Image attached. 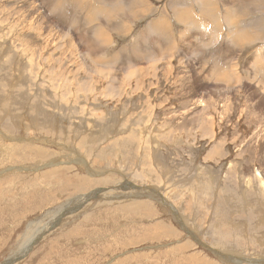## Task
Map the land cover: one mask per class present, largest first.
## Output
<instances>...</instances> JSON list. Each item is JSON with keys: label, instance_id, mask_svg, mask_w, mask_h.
<instances>
[{"label": "rangeland", "instance_id": "374dc122", "mask_svg": "<svg viewBox=\"0 0 264 264\" xmlns=\"http://www.w3.org/2000/svg\"><path fill=\"white\" fill-rule=\"evenodd\" d=\"M195 1L0 0V100L12 105L11 115L0 106V264H264V0H215L258 29V42L232 41L221 16L219 29L179 24L185 7L200 16ZM103 4L120 12L108 18ZM160 19L170 25L147 30ZM86 61L118 67L116 93ZM228 87L239 90L227 100L213 91ZM45 109L58 118L48 137L31 122L47 124ZM71 124L106 135L88 142ZM16 137L35 156L9 145ZM141 172L155 177L134 183ZM102 190L113 198L100 202Z\"/></svg>", "mask_w": 264, "mask_h": 264}, {"label": "bare ground", "instance_id": "6f19581e", "mask_svg": "<svg viewBox=\"0 0 264 264\" xmlns=\"http://www.w3.org/2000/svg\"><path fill=\"white\" fill-rule=\"evenodd\" d=\"M222 1V0H221ZM256 1V0H255ZM120 2V1H119ZM126 2V1H125ZM195 2H198V7L202 10H199V9H197V11L199 10L200 12H201V14H200V16L199 17H196L195 16V14L196 13H194V11L192 12V11H190V10H187V7H185V9H182V11H177L178 13H176V15H175V17H176V19H177V21L178 22H180L179 24H182V25H184V26H186L187 28H189V27H193L192 26V24H194L195 25V28H199V25H201V26H207V25H210L211 26V24H214L215 23V25H216V27L217 26H219V24H220V18L222 17V19H223V21L224 20H226L225 21V23H226V25L228 24L229 25V27L230 26H234V27H236V28H234V27H231V28H233V29H228L229 30V33H230V31H231V34H230V36H232V41H236V42H239V41H252L253 39L255 40L256 38H258V37H260L259 35H262L263 36V34H264V32H263V34L262 33H259V30L257 29V31H258V33H255V31H253L252 29H253V26H250V24H247L245 27L244 26H242L240 23H242L243 21H242V16L240 15V14H235V11H231L232 9H233V7H232V9L231 10H229V9H226L225 11H224V13H222V14H220V12L215 8V5H216V1L215 0H196ZM194 2V3H195ZM219 2V1H218ZM223 2V1H222ZM221 3V2H220ZM170 4V3H169ZM189 4H191V3H189ZM99 5V4H98ZM175 5V4H174ZM100 8V7H99ZM115 8V7H114ZM139 8V7H138ZM178 8V7H177ZM184 8V7H183ZM219 8H220V6H219ZM106 9V7L104 6V8H103V12H104V10ZM120 7L119 8H115V10L116 11H114L115 13L116 12H120ZM136 9V8H135ZM176 9V8H175ZM237 9V8H236ZM114 9H111V8H109L108 7V9L106 10V13L107 14H109L108 16H106V17H110V12L111 11H113ZM166 10V9H165ZM181 10V9H180ZM220 10H221V8H220ZM237 10H239V9H237ZM101 11V12H102ZM129 11V10H128ZM143 11V10H142ZM38 12H40V11H38ZM126 12V11H125ZM149 12V11H148ZM199 12V13H200ZM165 13V12H164ZM246 13V12H245ZM104 14V13H103ZM112 14V13H111ZM130 14V13H129ZM106 15V14H105ZM221 16V17H220ZM250 16V15H249ZM161 18V17H160ZM248 18V17H247ZM166 20H167V18H165ZM90 21V20H89ZM217 21V22H216ZM169 22H166V21H163L162 19H160V20H157L156 22H154L151 26H152V29H147V30H152V31H154V33L156 32L157 34H158V32H160V31H162V30H165L164 28H165V26H169L170 24H168ZM244 23V22H243ZM251 23V22H250ZM168 24V25H167ZM177 24V23H176ZM178 24V25H179ZM178 25H177V27H178ZM190 25V26H189ZM222 25V24H221ZM224 25V24H223ZM222 25V26H223ZM228 25H227V27H228ZM242 27H241V26ZM32 26V25H31ZM180 26V25H179ZM209 26V27H210ZM220 27V26H219ZM239 27H241V28H239ZM99 28V27H98ZM101 28V27H100ZM170 28V27H169ZM174 28V27H173ZM182 28V27H181ZM218 28V27H217ZM224 28V27H223ZM255 28V27H254ZM167 29V28H166ZM171 29V28H170ZM183 29V28H182ZM184 29H186V28H184ZM205 29V28H204ZM213 29H214V27H213ZM219 29V28H218ZM227 29L224 31V33L227 31ZM54 30V29H53ZM193 30H195L194 28H193ZM197 30V29H196ZM222 30V29H221ZM260 30H261V28H260ZM256 31V32H257ZM264 31V30H263ZM145 32V31H144ZM150 32V31H149ZM166 32H167V30H166ZM165 32V33H166ZM187 32V31H186ZM188 32H190V30L188 31ZM69 33V32H68ZM146 33V32H145ZM196 33H197V31H196ZM220 33V32H219ZM224 33H221V34H224ZM96 34V33H95ZM94 34V35H95ZM147 34V33H146ZM153 34V33H152ZM152 34H150V35H152ZM181 34V33H180ZM191 34V33H190ZM217 34V33H216ZM68 35V34H67ZM71 35V34H70ZM84 35V34H83ZM140 35H142V34H140ZM147 35H149V33L147 34ZM155 35V34H154ZM154 35H152V37L154 36ZM196 35V34H195ZM220 35V34H219ZM258 35V36H257ZM69 36V35H68ZM96 36H97V38H99V40L100 39H102L103 41H109L108 40V38H109V36L107 37V35H106V33L104 32V31H102V30H100L99 32H97V34H96ZM95 36V37H96ZM156 36H158V35H156ZM255 36H256V38H255ZM56 37V36H55ZM145 37V36H144ZM147 37V36H146ZM149 37V36H148ZM176 37V36H175ZM66 38V37H65ZM155 38V37H154ZM180 38V37H179ZM178 38V39H179ZM86 39V38H85ZM156 39V38H155ZM259 39V38H258ZM258 39H256L257 40V42H258ZM97 40V39H96ZM142 40V39H141ZM157 40V39H156ZM263 41L264 40V37H260V41ZM146 41H147V39H146ZM150 41V40H149ZM161 41V40H160ZM259 41V42H260ZM138 42H140V41H138ZM137 42V43H138ZM144 42V41H143ZM142 42V43H143ZM155 42V41H154ZM264 42V41H263ZM58 43V42H57ZM96 43H98L97 41H96ZM95 43V44H96ZM147 43V42H146ZM177 43V42H176ZM211 43H215V42H211ZM232 43H234V42H232ZM262 43V42H261ZM1 44V43H0ZM99 44V43H98ZM236 44V43H235ZM243 44H245V43H243ZM250 44V43H249ZM93 45V44H92ZM101 45V44H100ZM103 45V44H102ZM137 45V44H136ZM246 45V44H245ZM95 46V45H94ZM93 46V47H94ZM97 46V45H96ZM139 47V46H138ZM137 47V48H138ZM149 47V46H148ZM155 47V46H154ZM167 47V46H166ZM178 47V45H173V48L172 49H170V50H177L176 48ZM1 48V47H0ZM3 48H5V47H3ZM75 48V47H74ZM160 48V47H159ZM2 49V48H1ZM9 49V48H8ZM141 49V48H140ZM143 49V48H142ZM3 50V49H2ZM6 50V49H5ZM68 50V49H67ZM91 50V49H90ZM137 50V49H136ZM144 50V49H143ZM148 50H149V48H148ZM151 50H153V49H151ZM23 51V50H22ZM83 51H85V50H83ZM93 51V50H92ZM161 51V50H160ZM4 52V51H3ZM2 51H0V58H1V55H2V53H3ZM11 52V51H10ZM78 52V51H77ZM79 52H80V50H79ZM78 52V53H79ZM124 52V51H123ZM132 51H130L129 53H131ZM133 52H135V51H133ZM144 52V51H143ZM149 52H151V51H149ZM176 52V51H175ZM221 52V51H220ZM83 53V52H82ZM136 54H138V52L136 51L135 52ZM145 53H147V52H145ZM144 53V54H145ZM180 53V52H179ZM4 54V53H3ZM23 54V53H22ZM81 54V53H80ZM118 54V53H117ZM123 54V53H122ZM132 54V53H131ZM148 54V53H147ZM151 54H152V52H151ZM150 54V55H151ZM183 54V53H182ZM115 55V54H114ZM140 55V54H139ZM143 55V54H142ZM150 55L148 54V56L150 57ZM179 55V54H178ZM81 56V55H80ZM125 56V55H124ZM137 56L138 55H130L128 58H129V60H130V62L132 61V63L133 62H135V60H136V58H137ZM3 57V56H2ZM82 57V60H83V58L85 57H83V55L81 56ZM144 57H146V56H144ZM144 57H143V59H144ZM172 57H173V55H172ZM178 57H180V55L178 56ZM183 57H184V55H183ZM26 58V57H25ZM87 59H88V57H86ZM85 58V59H86ZM112 58V57H111ZM116 58V57H115ZM114 58V59H115ZM119 58V57H118ZM127 58V57H126ZM170 58V57H169ZM169 58L167 59V60H169ZM255 58V57H254ZM81 59V58H80ZM86 59V60H87ZM147 59H148V57H147ZM147 59H144V60H146L147 61ZM182 59V58H181ZM7 60V59H6ZM140 60H142V59H140ZM152 60V59H151ZM171 60V59H170ZM174 60V59H173ZM5 61V60H4ZM10 61V60H9ZM93 61V60H92ZM113 61V60H112ZM126 61H127V59H126ZM149 61H150V58H149ZM149 61H147V63L149 62ZM157 61V60H156ZM186 61V60H185ZM231 61V60H230ZM81 62V61H80ZM99 62V61H98ZM178 62V61H177ZM255 62V64L258 62L257 61V59L255 58V60L252 62V63H254ZM29 63V62H28ZM139 63H140V61H139ZM251 63V62H250ZM98 64V63H97ZM97 64H95V62H94V64L92 63V64H89V62L87 63V61L83 64V66H85V68H86V72L87 73H93V74H96V75H98L99 77H101V78H103V79H105V80H107L106 82L108 83V85H107V87L109 88V89H111L109 92H111V94L112 93H116V92H112V91H116V86H118V85H116L117 83H118V78H117V76L115 77L114 76V72H115V70H118V67L117 68H114L113 66H111L110 68L109 67H104V68H101V66H98ZM149 64V63H148ZM158 64V63H157ZM25 65V64H24ZM100 65V64H99ZM159 65V64H158ZM231 65H233V64H231ZM3 66V65H2ZM5 66V65H4ZM8 66V65H7ZM34 67V66H33ZM113 67V68H112ZM176 67V66H175ZM4 68H6V67H4ZM150 68V67H149ZM172 69V68H171ZM130 70H133V69H130ZM129 70V71H130ZM32 71V70H31ZM138 71V70H137ZM117 72V71H116ZM120 72V71H119ZM126 72V71H125ZM128 72V71H127ZM126 72V73H127ZM131 72H133L134 73V71H131ZM130 72V73H131ZM236 72V71H235ZM122 73H123V71H122ZM141 73V72H140ZM172 73V72H171ZM119 74V73H118ZM124 74V73H123ZM252 74H254L255 76H256V74L258 75L259 74V71H252ZM262 74V73H261ZM89 75V74H88ZM91 75V74H90ZM122 75V74H121ZM11 76H14V74L12 75L11 74ZM16 79H18L16 76H14ZM18 77H20L19 75H18ZM133 78H134V76H132ZM9 78H11V77H9ZM41 78V77H40ZM100 78V79H101ZM15 79V80H16ZM25 79V78H24ZM129 79H130V77H129ZM137 79H139V78H137ZM237 79V78H236ZM259 79V78H258ZM131 80V79H130ZM143 80H145V79H143ZM8 81V80H7ZM12 81V80H11ZM38 81V80H37ZM141 81V80H140ZM222 81V80H221ZM227 81V80H226ZM254 81V80H253ZM256 81V80H255ZM254 81V82H255ZM27 82V81H26ZM32 82V81H31ZM35 82V81H34ZM239 82V81H238ZM237 82V83H238ZM260 82H261V80H260ZM17 83V82H16ZM40 83V82H39ZM44 83V82H43ZM120 83V82H119ZM121 83H125V82H121ZM130 82H129V80H128V82H127V84H129ZM263 83V82H262ZM36 84V83H35ZM257 84V83H256ZM10 85V84H9ZM18 85H20V84H18ZM18 85H16L15 84V86H16V89L19 87ZM82 85H83V83H82ZM119 85H121L122 86V84H119ZM125 85V84H124ZM234 85V84H233ZM242 85V84H241ZM262 85V84H261ZM18 86V87H17ZM21 86V85H20ZM84 86V85H83ZM120 86V87H121ZM226 86V85H225ZM236 86H238V85H236ZM258 86H259V84H258ZM13 87V86H12ZM11 87V88H12ZM37 87V86H36ZM88 87V86H87ZM241 87V86H240ZM28 88V87H27ZM29 88H31V86L29 87ZM34 88V87H33ZM86 88V87H85ZM118 89L117 90H119L120 88L119 87H117ZM230 87H228V88H224L223 89V91L221 90V89H215V90H213L219 97H221V95L223 96V97H225V100H227V97H228V95H230V94H232L234 91H236V90H239V89H236L235 90V88L236 87H234V89L233 88H230ZM263 88V87H262ZM19 90V89H18ZM38 90V89H37ZM84 90V89H83ZM229 90V91H228ZM244 90V89H243ZM260 90V89H259ZM15 90H13V92H14ZM44 91V90H43ZM43 91H41L42 93H43ZM206 91V90H205ZM258 91V90H257ZM261 91V90H260ZM262 91H264V90H262ZM9 92V91H8ZM17 92V91H16ZM50 92V91H49ZM255 92V91H254ZM21 93V92H20ZM35 93V92H34ZM119 92H117V94H118ZM213 93V92H212ZM238 93V92H237ZM257 94H259L260 95V93H258V92H256ZM263 93V92H262ZM10 94V93H9ZM110 94V95H111ZM117 94H115L116 96H118ZM7 95V94H6ZM36 95V94H35ZM41 94H38V96H40ZM45 95H46V93H45ZM217 95H215V96H217ZM5 96V95H4ZM9 96V95H8ZM7 96V97H8ZM51 96V95H50ZM53 96V95H52ZM115 96V97H116ZM6 97V98H7ZM41 97H43V96H41ZM5 98V97H4ZM23 99V98H22ZM19 100V99H18ZM43 100V99H42ZM208 100V99H207ZM262 101V103L264 104V100H263V98L261 99ZM3 101H4V99H2V101L0 100V106H4L5 108H8L7 109V111H9V115H11L10 114V110H9V108H10V106H12L11 105V102H9L8 101V104H6V103H3ZM5 101H6V99H5ZM51 101H53V100H51ZM214 101V100H213ZM216 102V101H215ZM250 102V101H249ZM254 102H256V101H254ZM13 103V102H12ZM24 103V102H23ZM26 103V102H25ZM53 102H50V104H52ZM247 103H248V101H247ZM5 104H6V106H8V107H6L5 106ZM10 104V105H9ZM250 104V103H249ZM258 104V103H257ZM54 105V104H53ZM256 105V104H255ZM21 106V105H20ZM39 106V105H38ZM51 106V105H50ZM28 107H30V106H28ZM35 107H36V105H35ZM19 108V107H18ZM26 108V107H25ZM55 108V107H54ZM54 108H52V109H54ZM62 108V107H61ZM36 108H34V110H35ZM49 109V108H48ZM21 110V109H20ZM23 110V109H22ZM36 110H40V108H37ZM46 110V109H45ZM62 110V109H61ZM28 111V110H27ZM41 111V110H40ZM48 110H46V111H43V114H44V116H45V122H47V120H48V122H47V124H43V122H42V124L38 121V122H36V121H33V120H31V122H32V126L34 125V126H36L34 129H36L37 128V130L39 131V132H44L46 135H47V137L48 136H50V134H52V131H53V126L55 125L54 123H56L57 122V117H56V115H54V114H52V113H49V112H47ZM6 112V111H5ZM32 111H29V112H27L28 114H26V112H23L24 114H26L27 116H31L32 114H35V112L34 113H31ZM54 112V111H53ZM3 113H4V111H3ZM22 113V112H21ZM42 113V112H41ZM55 113V112H54ZM24 114H22V116L24 115ZM40 114V113H39ZM41 115V114H40ZM2 116V115H1ZM17 116V115H16ZM19 116V115H18ZM21 116V117H22ZM33 116V115H32ZM39 116V115H38ZM37 116V117H38ZM34 117V116H33ZM2 118V117H1ZM32 118V117H31ZM8 119H9V117H8ZM87 119H89L88 117H87ZM42 120V119H41ZM106 120V119H105ZM7 122V121H6ZM90 122H92V121H90ZM93 122H95L94 120H93ZM8 123V122H7ZM73 123V122H72ZM86 123V122H85ZM84 122H82V124H85ZM98 123V122H97ZM107 123V122H106ZM57 124H61L60 122H58ZM56 124V125H57ZM82 124H80V125H78V126H76L75 124H71V128L74 130V133H72V134H70V135H72V136H76V133L78 134V135H82L83 136V139L84 140H87L88 142H93L92 141V138H94L95 136L96 137H100V135H106V132H103V130L102 129H99L100 127L99 126H97V125H94V129H96V131L94 130V131H91V130H88L87 129V127H88V125L86 124L85 126H82ZM93 124V123H92ZM115 124V123H114ZM14 125V124H13ZM17 125V124H16ZM19 125V124H18ZM70 125V124H69ZM61 127L62 128H64L65 127V123H63V124H61ZM97 127H99L98 129H97ZM208 128V126L205 128V131H207V130H209V128ZM91 129V128H90ZM111 129H114V128H112V126H111ZM114 130H116V129H114ZM210 131V130H209ZM209 131H208V133H209ZM54 132V131H53ZM110 132V131H109ZM105 133V134H104ZM113 133H115V132H113ZM118 134H119V131L117 132ZM212 133V132H211ZM75 134V135H74ZM110 134H111V132H110ZM109 134V135H110ZM1 135V134H0ZM2 136V135H1ZM69 136V135H68ZM112 136V135H111ZM115 136V135H114ZM121 136V135H120ZM120 136H118V137H120ZM6 137V136H5ZM94 138L93 140H97V138ZM8 138H10V137H8ZM111 138V137H110ZM122 138V137H121ZM113 139H114V137H113ZM130 139L131 140H133V136L132 137H130ZM9 140V139H8ZM13 140H17V141H11L12 143H14V144H9V145H17V146H19V147H17V149L16 150H20V152H22L21 154H23L24 155V153H27V154H25V156H35V154L33 153V152H31L30 150H29V147H28V145L27 144H25V143H16V142H20V141H18V138L16 137V138H14ZM105 140V139H104ZM87 141H85V144H88V142ZM151 141V140H150ZM156 141V140H155ZM5 142V141H4ZM97 142V141H96ZM148 142V141H147ZM150 143H154V142H150ZM156 144H157V142H156ZM121 144L119 143L118 144V146H120ZM134 145V144H133ZM20 146H23V147H21L20 148ZM69 146H70V144H69ZM68 145L65 147V148H68V150L70 151V153H73V154H75L76 156H77V153L79 154L80 152L78 151V150H76V148H73V146H71V147H69ZM135 146V145H134ZM224 146V145H223ZM131 147V146H130ZM32 148V147H31ZM128 148V147H127ZM133 148H135V147H133ZM129 149V148H128ZM9 150V149H8ZM7 150V151H8ZM32 150L33 151H35V152H37V153H39V154H42V153H47V148H45L44 146H37L36 147V149H34V148H32ZM132 150V149H131ZM11 151H14V150H11ZM11 151H9V152H11ZM92 152V151H91ZM219 152V146H215V148H214V151L213 152H211V154H210V157H211V155H214V154H216V153H218ZM210 153V152H209ZM94 154V153H93ZM96 154V153H95ZM71 155V154H70ZM146 155V154H145ZM218 155H220L219 153H218ZM79 156V155H78ZM141 156V155H140ZM153 156H155V155H153ZM157 156V155H156ZM80 157V156H79ZM90 157V156H89ZM144 157V156H143ZM79 159V158H78ZM153 159H154V157H153ZM160 159V158H159ZM74 160V159H73ZM157 161V160H156ZM78 163L79 164H81V161H78ZM86 163L87 164H89L86 160H83V162H82V165H83V167H85V172L87 171H89V172H92L93 171V169L91 170L90 168H89V166L88 165H86ZM71 164H72V162L71 163H68V164H61V163H57V164H53L52 166H51V169H47L46 170V174H52V175H55L56 176V173H57V171H60V170H63V167L62 166H64V167H68L69 169H70V171H72V169H74L72 166H71ZM141 165H143V162L141 163ZM43 168H47V167H39V166H37V167H35L33 170H36L37 172H38V174H39V171L38 170H41V169H43ZM55 168V169H54ZM148 168V167H147ZM149 169V168H148ZM44 170V169H43ZM168 170V169H167ZM9 171V170H8ZM45 171V170H44ZM64 171V170H63ZM95 171V170H94ZM152 171V170H151ZM154 171V170H153ZM15 172V171H14ZM65 172V171H64ZM86 172V173H87ZM66 173V172H65ZM73 173V172H72ZM37 174V175H38ZM77 174V173H76ZM135 174V173H134ZM154 174V173H153ZM153 174H146V173H143V172H141V174H135V175H133L134 176V183H139V184H142L143 182H145V181H149V179L150 178H153V177H155V176H153ZM36 175V176H37ZM63 175H65V174H63ZM75 175V174H74ZM62 176V175H61ZM100 176V175H99ZM75 177V176H74ZM58 178V177H57ZM81 178V177H80ZM103 178V177H102ZM108 178V177H107ZM155 179V178H154ZM64 180V179H63ZM69 180L71 181V179L69 178ZM97 180L100 182V183H103V184H108V183H110V181L108 180V179H98L97 178ZM111 180V179H110ZM151 180V179H150ZM156 180V179H155ZM80 181V180H79ZM85 181V180H84ZM109 181V182H108ZM113 181V180H112ZM12 182V181H11ZM96 182V181H95ZM55 183V182H54ZM53 183V184H54ZM85 183L86 182H78V183H76L75 185H78L79 187H81V186H83V185H85ZM164 183V182H163ZM56 184V183H55ZM69 184L71 185V182H69ZM68 184V185H69ZM102 185V184H101ZM164 185V184H163ZM51 186H52V184L50 185V183H49V185H48V189L50 188L51 189ZM53 187V186H52ZM173 187V186H172ZM175 187V186H174ZM44 190H46V189H44ZM144 190V189H143ZM166 190V189H165ZM42 192H43V190H42ZM108 193H106L104 190H102V191H99L98 193H101L100 194V202H101V200L102 199H106V198H108V199H112V198H110L109 196L110 195H112L110 192L111 191H107ZM144 192V191H143ZM95 194V193H94ZM85 195V194H84ZM87 195H85V199H88L89 197H86ZM96 196H97V194H96ZM114 196V195H113ZM197 196V195H196ZM93 197V196H92ZM222 198H224V197H222ZM82 199V198H81ZM83 200V199H82ZM94 200V199H93ZM116 200L117 199H115V202H116ZM118 200H120V202H121V199H118ZM118 200H117V202L116 203H120V202H118ZM192 200V199H191ZM91 201V200H90ZM113 201V200H112ZM100 202H98V203H100ZM104 202V201H103ZM107 202V201H106ZM197 202H198V200H197ZM105 203V202H104ZM109 203H107V205H108ZM101 205V204H100ZM185 221V220H184ZM31 229V224L29 225V226H27V230H26V232H28L29 230ZM21 238V237H20ZM14 258V257H13ZM16 259H18V258H16ZM16 259H15V261H16Z\"/></svg>", "mask_w": 264, "mask_h": 264}, {"label": "crops", "instance_id": "0c3cea01", "mask_svg": "<svg viewBox=\"0 0 264 264\" xmlns=\"http://www.w3.org/2000/svg\"><path fill=\"white\" fill-rule=\"evenodd\" d=\"M101 4H102V2H101ZM104 6L106 7V9H105V14H106V16H108L109 14L106 13V10L108 9L107 5H104V4H103V5L101 6V8H100V11L103 10ZM116 8H117V7H116ZM111 9H114V10L110 12V15H111V13L113 14L114 11H116L115 8H111ZM108 18H109V17H108ZM100 27H102V26H100ZM199 29H204V26L199 25Z\"/></svg>", "mask_w": 264, "mask_h": 264}]
</instances>
